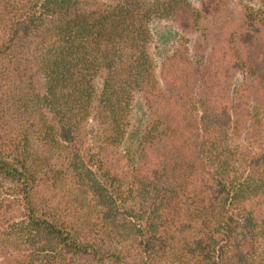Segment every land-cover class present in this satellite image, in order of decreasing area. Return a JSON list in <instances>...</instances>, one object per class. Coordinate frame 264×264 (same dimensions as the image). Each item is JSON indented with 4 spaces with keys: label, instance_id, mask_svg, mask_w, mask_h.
I'll use <instances>...</instances> for the list:
<instances>
[{
    "label": "trees",
    "instance_id": "1",
    "mask_svg": "<svg viewBox=\"0 0 264 264\" xmlns=\"http://www.w3.org/2000/svg\"><path fill=\"white\" fill-rule=\"evenodd\" d=\"M0 264H264V0H0Z\"/></svg>",
    "mask_w": 264,
    "mask_h": 264
}]
</instances>
